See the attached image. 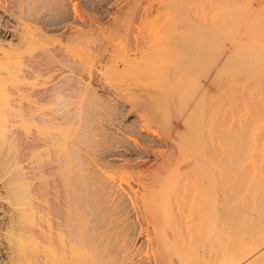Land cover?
<instances>
[{
  "label": "bare ground",
  "instance_id": "1",
  "mask_svg": "<svg viewBox=\"0 0 264 264\" xmlns=\"http://www.w3.org/2000/svg\"><path fill=\"white\" fill-rule=\"evenodd\" d=\"M49 1L0 0V264H120L127 224L126 264H264V0L73 1L56 42Z\"/></svg>",
  "mask_w": 264,
  "mask_h": 264
},
{
  "label": "rangeland",
  "instance_id": "2",
  "mask_svg": "<svg viewBox=\"0 0 264 264\" xmlns=\"http://www.w3.org/2000/svg\"><path fill=\"white\" fill-rule=\"evenodd\" d=\"M48 1H49V0H48ZM53 1H54L53 3H50V2H51V0H50L49 3H50L51 5L55 3V4H54L55 9L57 8L56 10L54 9L55 12H53V8H54V7L52 6V7H51V10H47L46 15H45V13H41L40 15H42V14L45 15V16L43 17V19L49 17L48 19H45V20L47 21V25H46V24H45V25H46L48 28H52V25H53L54 27L56 26V27H55V32H57L58 37L55 35V32L53 33L54 28H52V30H51L52 32H50V34H51V33L54 34V35L52 34L53 36L51 35V36L53 37L51 40H53V41H55V42H56V41H59L60 38H61V36H60V34H59V32L61 33V29H62L61 27L64 26V24H66L67 22H71V20H72V19H71V18H72V15H71V12H70V11L73 10V8H74V7H73V6H74L73 4H74V3L77 2V5H76V6H77L78 11H80L81 15H84L86 18L89 16L88 18L91 19V20H92V18H91L92 16L90 17V15H94V14H95L94 17H95L96 19L99 18V20H101V19H103L102 16H103L104 14H106V13L103 14V13L101 12V11L105 10L104 7H103V8H104L103 10H102V8H101L102 5H103V3L100 4V2H102L101 0H97V1H96V0H93V1H94L93 3H92V0H87V1L85 0V2L92 3V6H93V4H94V6H95V5L97 4V2L101 5V7H100L98 4H97L98 7L95 6V8H96L95 10H97V11L99 10V11H100V12L98 11L99 14L102 13V15H101V14H100V15L98 14L99 16H97V17H96V13H97V11L95 12V11L93 10L94 6L91 7V4H90V5H89V9H88V8H87V7H88V4L84 3V2H83L84 0H82V1H81V0H77V1H76V0H70V1H71V2H70V3H71L70 5H69V2H68L69 0H68V1H67V0H53ZM58 1H59V2H58ZM62 1H63V2H62ZM73 1H74V3H73ZM90 1H91V2H90ZM99 1H100V2H99ZM103 2L105 3V0H103ZM49 3H48V5L51 6ZM61 3H62V4H61ZM66 3H67V5H66ZM78 3H79V4H78ZM80 3H81V5H80ZM58 4H59V6H58ZM105 4H106V3H105ZM61 5H62V6H61ZM49 6H48L47 9H50ZM58 7H59V8H58ZM71 7H72V8H71ZM82 7H83V8H82ZM90 7H91L92 10L90 9ZM97 8H98V9H97ZM67 9H68V10H67ZM85 9H86V10H85ZM87 9H88V10H87ZM89 10H91V12H90ZM48 11H49V12H48ZM58 11H59V12H58ZM83 11H84V12H83ZM92 11H93V12H92ZM172 11L175 13V15H174L173 12H171V10L169 11L170 14H168L169 12H167V11H166V13L162 12V13H164V14L167 15V17L169 18V20L166 19V15L163 16L164 14H162V13H161L162 15H160L159 17H157V19H156V20H157V21H156V25H157L156 31H157V29L159 30L161 26L164 27V28L166 27L165 29H163V28L161 27L162 30H164V32H165V31L167 32L168 29H169V30H170V33H171V32L173 33V31L175 30L174 35H173V36H174V40H173L171 43H178V42H179V43H187L186 38H187L188 35L185 34V36H183L182 34H184V33H188V32H190V31H189L188 29H187V30L185 29L186 31H185L184 29H180V30L178 29V30H176V29H177V28H176V26H177L176 23H177L178 19H177V20L175 19V21L173 20V23H172L173 25H171V27H172L173 29L170 27V24H171L170 22L172 21V19H173L174 17L177 18V17H180V16H181V17L179 18V19H181L182 16H185L186 14L183 13V14H184V15H183L182 12H181L182 15L178 14V13H179V12H178V9H177V11H176V9H175V11H174V10H172ZM87 12H88V13H87ZM47 13H49V14H47ZM50 13H52V14H50ZM83 13H84V14H83ZM86 13H87V14H86ZM172 13H173V14H172ZM67 14H68V15H67ZM72 14H73V11H72ZM85 14H86V15H85ZM48 15H49V16H48ZM51 15H52V16H51ZM87 15H88V16H87ZM170 15H171L172 17H171ZM178 15H179V16H178ZM50 16H51V18H50ZM66 16H67V17H66ZM69 16H71V18H70L71 20L67 19V18H69ZM104 16H105V18H104L101 22H103L104 20L106 21V15H104ZM104 16H103V17H104ZM173 16H174V17H173ZM94 17H93V21H95V23H94L93 21H91V22H92L94 25H96V24H98L99 20H98V19L95 20ZM100 17H101V19H100ZM162 17H164V19H163ZM11 18H12L11 16L6 15V14H4L3 12L0 11V31H2V34H4V35L6 34L5 32H6V30H7V29H5V28H9V29L11 30V29H12V28H11L12 26H16V22L14 23V21H12V20H14V19H13V18L11 19ZM88 18H87V19H88ZM160 18H162L163 21L166 19L168 22H165V21H166V20H165V21H164L165 23L163 22V23H164V24H163V23L161 22ZM171 18H172V19H171ZM45 20H43V21H45ZM68 20H69V21H68ZM170 20H171V21H170ZM46 21H45L44 23H46ZM48 21H49V22H48ZM63 21H66V22H63ZM111 21H113V20H111ZM52 22H53V23H56V24L58 23V24H61V25L57 26L56 24L54 25ZM62 22H63L64 24H63ZM106 22H108V24H107ZM106 22H105V23L103 22L104 25L107 24V27H108V26H111V25H109V20H108V18H107V21H106ZM157 22H158V23H157ZM175 22H176V23H175ZM44 23H43V24H44ZM51 23H52V24H51ZM110 23H111V22H110ZM131 23H132V22H131ZM131 23H130L129 21H127V22L125 21V23L121 22V24L118 23V24H120V25L122 26L120 29L118 28V29H119V32H120V30H121V32L124 31V29L126 28V25H128V27L130 28L131 25L133 24V23H132V24H131ZM160 23H161L162 25H161ZM168 23H169V24H168ZM50 24H51V25H50ZM99 24H101V23H99ZM99 24H98V25H99ZM118 24H116V25H118ZM122 24H124V25H122ZM8 25H9V26H8ZM45 25L43 26V28H45L46 30H49L48 28H46ZM98 25H97V26H98ZM104 25H102V26H104ZM120 25H118V26H120ZM129 25H130V26H129ZM133 25H134V24H133ZM165 25H166V26H165ZM5 26H6V27H5ZM112 26H113V28H112ZM112 26L110 27V29H109V27H108V29H107V27L105 28V26H104V29H107L106 31L109 30V32H107L108 34H105V36H106V35L109 36V35L111 34V32H115V33H117V36H119V35L121 34V32L119 33L118 30H117V32H116V29H117V28L115 29V25H112ZM123 26H124V27H123ZM1 27H2V28H1ZM4 27H5V28H4ZM57 27H58V28H57ZM81 27H82V26H81ZM98 27L101 28V25L98 26ZM123 28H124V29H123ZM175 28H176V29H175ZM104 29H103V30H104ZM114 29H115V30H114ZM4 30H5V32H4ZM100 30H101V29H100ZM100 30H99V32L102 33V30H101V31H100ZM112 30H114V31H112ZM136 30H137V29H136ZM136 30H135L134 32L132 31V32H133L132 35H129V37H131V38H129V41H128V38L125 39L127 42H134V40H135V42H137V41H140V40L142 39V37H143V38L146 37V32H145V31L137 30V32H136ZM49 31H50V30H49ZM104 31H105V30H104ZM138 31H139V32H138ZM187 31H188V32H187ZM158 32L161 33V32H163V31H161V29H160L159 31H157V34H158ZM164 32H163V33H164ZM166 32L164 33L165 36H166ZM168 32H169V31H168ZM168 32H167V33H168ZM191 32H192V31H191ZM209 32H210L209 34H210V36H211V32H213V31H209ZM104 33H106V32H104ZM104 33H103V34H104ZM136 33L140 34V39L138 38L139 35L137 36ZM163 33H162V35H163V37H164V34H163ZM122 34H123V33H122ZM188 34H189V33H188ZM212 34H213V33H212ZM4 35H3V36H4ZM113 35H114V33H113ZM115 35H116V34H115ZM115 35H114V36H115ZM123 35H124V34H123ZM133 35L135 36V39H134ZM141 35H142V36H141ZM114 36H111V37H114ZM136 36H137V37H136ZM158 36H161V34H158ZM5 37H6L5 39H8V40H7V43L10 42V40L13 39V38L10 36V33H9V32L5 35ZM111 37H110V39H111ZM115 37H116V36H115ZM177 37H178V38H177ZM117 38H118V37H117ZM118 39H119V38H118ZM130 39H133V41H130ZM184 39H185V40H184ZM121 40H124V38H123V39H120V41H121ZM207 40H208V39H207ZM214 40H216V39H212V40H211V41L213 42V45L216 43ZM220 40L223 41V39H220ZM211 41H210V42H211ZM216 41L218 42V40H216ZM124 42H125V41H124ZM210 42L207 41V43H210ZM212 42H211V43H212ZM214 42H215V43H214ZM220 42H221V41H219V45L221 46V43H223V42L225 43V40H224L223 42H221V43H220ZM243 42H244V41H243ZM7 43H6L5 45L8 46ZM203 43H204V42H203ZM211 43H210V44H211ZM224 43H223V44H224ZM217 44H218V43H217ZM217 44H216V45H217ZM211 45H212V44H211ZM213 45H212V46H213ZM216 45H214V46H216ZM243 45H246V44H243ZM212 46H211V47H212ZM214 46L211 48V49H212V50H211V57H212V59H211V57H210V60H211V61H213V59H214V57H215V56H214V53L216 52V50H215L214 48H216V49H218V50L221 49L219 46H217L218 48H217V47H214ZM222 46H224V45H222ZM222 46H221V47H222ZM223 48H224V47H223ZM218 50H217V51H218ZM214 51H215V52H214ZM220 51H222V49H221ZM220 51H218L219 54H220ZM213 52H214V53H213ZM218 52L216 53L217 55H218ZM212 53H213V56H212ZM217 55H216V57H217ZM258 71H260V70H258ZM262 72H264V70H263V71H260V73L257 72V74L260 75V76H262L263 78H257V76H258L257 74H256L257 76H256V75H254V76L252 75V77L247 76V77H249L248 80L251 79V81H248V80H247L246 82H248V83L252 82V81H253V80H252L253 77H254L253 79H255V78L258 79V80L255 79L256 81L254 80V82H257V83L262 82L261 79H264V76H263ZM240 73H242L241 70H240ZM261 74H262V75H261ZM243 75H244V76H243ZM246 75H247V74L244 73V74H240L239 76H241V77L243 76V77H242V79H243V78H245ZM255 76H256V77H255ZM247 77H246V78H247ZM258 77H259V76H258ZM246 78H245V79H246ZM245 79H243V80L245 81ZM259 79H260L261 81H259ZM243 80H242V81H243ZM244 81H243V82H244ZM258 81H259V82H258ZM263 81H264V80H263ZM250 84H252V83H250ZM260 84H261V83H260ZM262 85H264V84L262 83ZM101 102H102V101H101ZM122 117H123V116H122ZM124 119H125V117L122 118V120H123V122H124L123 125H124V124L126 125L127 123H129V122H127V120H124ZM128 125H129V124H128ZM131 125H132V124H131ZM131 125H130V126H131ZM251 127H252V126H251ZM254 128H256V127H252V128H249V129H250V130H251V129L254 130ZM263 135H264V134H261V135L258 136V137H261V138H254V139H252L253 141H252L251 139H250V140L247 139L246 142L241 143L242 147L245 145V146H244L245 151L247 150V151H246L247 154H245L244 156L242 155V156L240 157V159H241V161H242L241 164L243 163L242 166H244V170H245V172H247V173H249V174H252V172H253V171H252V170H253L252 162L254 161V160L252 159L253 157H251V155H252V153H251L252 150H251V149H257V148H259V150H260V149L262 148V145H263V147H264V144H263V142H264V136H263ZM262 137H263V138H262ZM115 140H117V139H113V141H112L113 144H115V143H114V142H116ZM255 140H256V141H255ZM262 140H263V141H262ZM261 141H262V142H261ZM255 142H256V143H255ZM255 144H256V145H255ZM259 144H260V145H259ZM258 145H259V146H258ZM262 149H264V148H262ZM229 160H230V159H229ZM252 160H253V161H252ZM253 163H254V162H253ZM124 226H125V227H124ZM124 226H123V228H124L123 230H124V231H123V230H122V231H123L125 234H122V235H121V233H120V234H119L120 236L118 235L117 239H116V237H115V239L112 240V244H111L110 247H109V250H110V249L112 250V251H110V254H112V255H110V254L108 255L109 257H110V256H112V257H110V260H109V259H108V260L105 259V261L108 262V263H109V261H110V263L114 261V262H118V263H120V264H121V262H122V264H124L125 261H127V258H129V259L131 258L129 254H128L129 256L127 255V253H128L127 251H126V253L123 252V251L127 250V246H126V245L124 246V244H125L126 241L123 242V240H126L127 237H128L129 235H131V234H132V236L134 235V228H133V225H132V224H127V225H124ZM127 227H128V228H127ZM125 228H126V229H125ZM130 228H132V229H130ZM125 230H127V231L125 232ZM129 237H131V236H129ZM128 239H129V238H128ZM98 240H99V239H98ZM98 240H97V241H98ZM121 240H122V241H121ZM114 241H115V242H114ZM98 242H100V241H98ZM121 242H123L122 245H121ZM113 243H115V245H114ZM113 246H114V247H113ZM122 246H123V247H122ZM97 247H98V245H97ZM124 247H125V249H124ZM121 249H122L123 251H122ZM97 251H98V249H97ZM98 252H99V251H98ZM112 252H113V253H112ZM121 252H122V253H121ZM105 254H106V252H105ZM125 255H126V257H125ZM108 256H107V257H108ZM122 256H123V257H122ZM116 257H117V258H116ZM124 257H125L126 259H124ZM117 259H118V260H117ZM122 259H123V260H122ZM124 260H125V261H124ZM123 261H124V263H123ZM128 262L130 263L129 260H128ZM128 262H127V263H128ZM103 263H104V261H103ZM129 263H128V264H129ZM104 264H107V263H104ZM125 264H126V263H125Z\"/></svg>",
  "mask_w": 264,
  "mask_h": 264
}]
</instances>
